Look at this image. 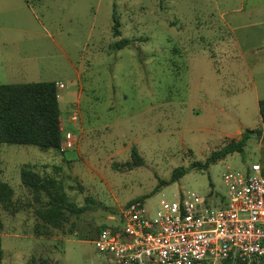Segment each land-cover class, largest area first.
<instances>
[{
    "label": "rangeland",
    "instance_id": "obj_1",
    "mask_svg": "<svg viewBox=\"0 0 264 264\" xmlns=\"http://www.w3.org/2000/svg\"><path fill=\"white\" fill-rule=\"evenodd\" d=\"M32 1L7 11L0 0V26L14 25L0 29V84L61 81L59 95L77 85L80 69L77 99L67 109L59 101L65 119L78 105L79 122L66 124L79 143L65 153L0 143V181L15 189L9 210L0 203L1 264H116L94 240L102 227L123 225L130 201L144 198L153 215L182 191L227 197V165L264 167V0ZM114 14L131 45L114 47ZM248 131L243 153L169 183L176 168L206 162ZM134 145L144 163L131 167ZM44 162L50 168L40 173L84 207L66 209L60 226L37 213L49 196L36 198L22 182L23 164Z\"/></svg>",
    "mask_w": 264,
    "mask_h": 264
},
{
    "label": "built area",
    "instance_id": "obj_2",
    "mask_svg": "<svg viewBox=\"0 0 264 264\" xmlns=\"http://www.w3.org/2000/svg\"><path fill=\"white\" fill-rule=\"evenodd\" d=\"M73 109L69 119L77 124V103ZM59 127L60 151L76 149L73 131L62 119ZM223 178L228 196L218 200L188 190L176 201L162 200L153 215L143 200L130 201L122 210L123 225L99 230L94 240L98 250L116 264H264L262 165H227Z\"/></svg>",
    "mask_w": 264,
    "mask_h": 264
},
{
    "label": "trees",
    "instance_id": "obj_3",
    "mask_svg": "<svg viewBox=\"0 0 264 264\" xmlns=\"http://www.w3.org/2000/svg\"><path fill=\"white\" fill-rule=\"evenodd\" d=\"M113 33L121 36L120 21L113 15ZM130 38L121 37L114 43L116 49L128 46ZM56 81H36L0 84V143L35 145L42 150H59L62 132L59 124L61 108L59 103ZM259 110L263 127L259 131L264 136V98L259 100ZM252 132H245L240 139H231L221 148L214 150L206 162L193 164L190 167H178L173 171L169 183L177 181L187 172L196 168L207 169L227 156L234 153H243L248 138ZM61 152V151H60ZM133 162L131 167L142 165L144 158L138 147H132ZM2 171V159L0 157V172ZM264 174V167L262 166ZM21 178L25 186L39 198L41 192H45L49 199L43 209L37 210L40 218L52 226H60L66 218L65 210L70 209L74 213H80L84 207L75 208L67 202L68 196L63 186L53 176H43L31 164L21 166ZM14 188L6 181H0V203L7 210L12 205ZM144 201V198H139ZM4 249L0 236V264ZM45 262V260H42ZM26 264H39L34 259ZM224 264H231L225 261ZM235 264V263H234ZM237 264H241L238 262Z\"/></svg>",
    "mask_w": 264,
    "mask_h": 264
},
{
    "label": "crops",
    "instance_id": "obj_4",
    "mask_svg": "<svg viewBox=\"0 0 264 264\" xmlns=\"http://www.w3.org/2000/svg\"><path fill=\"white\" fill-rule=\"evenodd\" d=\"M2 2H3V6H4V10H7V11H10V7L9 6H11V9L13 8V4L17 1V0H1ZM24 2L27 4V6H29V7H31V8H33L32 6H33V4H34V2L32 1V0H24ZM12 27H14V25L13 26H9V25H7V24H3L2 26H0V29H11ZM121 36H122V33H121ZM121 36H118V37H121ZM117 37V36H116ZM120 39V38H119ZM131 39V38H130ZM117 41V40H116ZM115 41V42H116ZM133 41H131V43H132ZM221 42V41H220ZM131 43L129 44V45H131ZM209 43H210V39H209ZM138 43L136 42V45H137ZM128 45V46H129ZM218 45H221L220 43L218 44ZM201 46H203V44L201 45ZM200 46V47H201ZM202 49V48H201ZM202 50H204V52L206 51V49H202ZM190 68V64H189V66L187 65V69H189ZM77 70V69H76ZM77 77H78V83H77V85H74V87L73 88H71V90H70V92L69 93H63L62 91H61V93H59L60 94V96H59V101L60 100H63L64 102H66V109L68 108V106L70 105V102L72 101V100H74V98L75 99H77V95H76V89H78V87H80V86H82V78H84V74L82 73V71L80 70V69H78L77 70ZM49 81H51V80H49ZM57 82H61V81H57ZM71 95V96H70ZM70 96V97H69ZM81 96H82V93H81ZM81 96H79V98H78V101H81ZM69 97V98H68ZM258 98V103H259V100H260V98L259 97H257ZM60 103V102H59ZM76 103V102H75ZM72 104V103H71ZM74 104V103H73ZM60 108H61V106H60ZM62 110V109H61ZM61 114H63V113H61ZM64 116H62L61 115V118H63L62 120L65 122V124L67 123L66 121H68V120H70V119H68V120H66L67 118H69L68 116H67V118L65 119V114H63ZM61 120V119H60ZM67 125V124H66ZM108 126H110V125H104V127H108ZM244 127V126H243ZM97 127H95V126H93V129H96ZM82 130H83V128H82ZM97 130V129H96ZM240 132V131H239ZM95 134V133H94ZM77 141H78V143H79V137L77 138ZM137 146V145H136ZM138 147V146H137ZM50 153V152H49ZM32 165V164H31ZM37 171H39V172H41V173H44L45 171H48L49 170V168H50V165H48V163H46V162H44V164H42L41 166L40 165H32ZM13 187V186H12ZM14 191H15V189H14ZM182 192H184V191H182ZM181 192V193H182ZM180 193V194H181ZM180 196V195H179ZM209 200H218L219 199V197H218V195H216L215 193H210V195L209 196H206ZM222 197V196H221ZM136 200V199H135ZM141 200V199H140ZM133 201V200H132ZM162 201V200H161Z\"/></svg>",
    "mask_w": 264,
    "mask_h": 264
}]
</instances>
